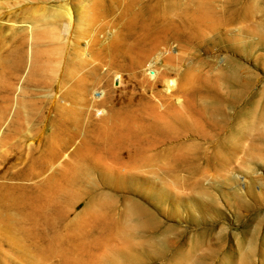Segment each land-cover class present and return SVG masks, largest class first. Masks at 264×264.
<instances>
[{
	"label": "rangeland",
	"instance_id": "obj_1",
	"mask_svg": "<svg viewBox=\"0 0 264 264\" xmlns=\"http://www.w3.org/2000/svg\"><path fill=\"white\" fill-rule=\"evenodd\" d=\"M0 264H264V0H0Z\"/></svg>",
	"mask_w": 264,
	"mask_h": 264
},
{
	"label": "bare ground",
	"instance_id": "obj_2",
	"mask_svg": "<svg viewBox=\"0 0 264 264\" xmlns=\"http://www.w3.org/2000/svg\"><path fill=\"white\" fill-rule=\"evenodd\" d=\"M151 67H154V64H151V65L149 64V66L146 70H149ZM153 72L157 73V70L153 69ZM150 73H152V72H150ZM176 87H177L176 79L165 78L163 88L166 92L170 93L173 96L176 95L177 93H180L181 91L178 89V87L177 88ZM130 213H131V215L137 216V215H140L141 212H140V210H138L135 207H130Z\"/></svg>",
	"mask_w": 264,
	"mask_h": 264
},
{
	"label": "built area",
	"instance_id": "obj_3",
	"mask_svg": "<svg viewBox=\"0 0 264 264\" xmlns=\"http://www.w3.org/2000/svg\"><path fill=\"white\" fill-rule=\"evenodd\" d=\"M95 94H98V92L97 91H95ZM101 114V112L100 111H98L97 112V115H100Z\"/></svg>",
	"mask_w": 264,
	"mask_h": 264
}]
</instances>
